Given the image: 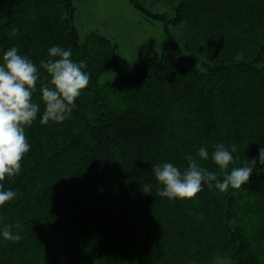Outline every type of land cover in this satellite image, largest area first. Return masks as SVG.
<instances>
[{
	"label": "trees",
	"instance_id": "1",
	"mask_svg": "<svg viewBox=\"0 0 264 264\" xmlns=\"http://www.w3.org/2000/svg\"><path fill=\"white\" fill-rule=\"evenodd\" d=\"M129 2L164 22L173 41L169 26L182 27L184 51L200 65L176 47L158 53L144 45L132 76L99 85L118 63L117 45L98 33L81 41L72 0H0V61L14 46L39 66L60 45L90 75L60 124L40 123L44 105L34 94L40 112L26 128L30 151L3 182L17 195L0 206V264H264V165L238 190L205 184L184 200L157 196L152 173L163 162L183 171L187 155L221 143L236 145L229 170L258 157L264 0ZM201 163L219 172L211 159ZM148 183L151 194L141 190ZM6 224L20 225L18 242L3 238Z\"/></svg>",
	"mask_w": 264,
	"mask_h": 264
},
{
	"label": "clouds",
	"instance_id": "2",
	"mask_svg": "<svg viewBox=\"0 0 264 264\" xmlns=\"http://www.w3.org/2000/svg\"><path fill=\"white\" fill-rule=\"evenodd\" d=\"M85 68V60L76 62L72 59L71 49L66 50L60 45L50 47L47 59H41L39 66L28 56L19 54L17 47L3 53L0 61V206L17 195L11 188L5 190L3 182L20 173L21 162L30 151L26 128L33 124L40 112V104L34 101V94L39 91L44 105L40 119L42 125L49 122L60 124L70 119L77 98L90 83V75ZM38 81H41L39 89ZM213 147L211 154L206 147H201L195 155H187L188 163L183 171L169 162L152 165L155 180L161 185L156 195L169 200L193 199L205 184L220 192L229 188L238 190L250 182L257 163L264 165V147L259 148L258 157L230 170L229 166L235 164L232 153L236 151V145L231 146V151L223 143ZM209 159L219 167L218 173L202 166L201 162ZM220 176L223 177L222 182ZM141 190L151 194L152 185L144 184ZM19 227V224L4 225L3 238L18 242L21 236L13 229Z\"/></svg>",
	"mask_w": 264,
	"mask_h": 264
},
{
	"label": "rangeland",
	"instance_id": "3",
	"mask_svg": "<svg viewBox=\"0 0 264 264\" xmlns=\"http://www.w3.org/2000/svg\"><path fill=\"white\" fill-rule=\"evenodd\" d=\"M72 1L75 7L74 25L81 41L91 33H98L117 45L118 63L99 78V85L132 76L138 67V51L144 45H152L158 53H170L176 47L192 65L199 66L202 62L199 55L184 51L182 27L169 26L173 41L165 32L164 22L149 18L135 9L129 0ZM144 5L152 12L157 10L151 8L149 2ZM214 264L233 263L219 258Z\"/></svg>",
	"mask_w": 264,
	"mask_h": 264
}]
</instances>
